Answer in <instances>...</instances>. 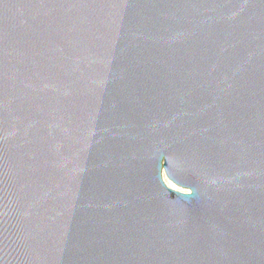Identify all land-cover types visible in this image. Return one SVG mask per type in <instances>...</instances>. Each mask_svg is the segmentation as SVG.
Returning a JSON list of instances; mask_svg holds the SVG:
<instances>
[{"label":"water","instance_id":"obj_1","mask_svg":"<svg viewBox=\"0 0 264 264\" xmlns=\"http://www.w3.org/2000/svg\"><path fill=\"white\" fill-rule=\"evenodd\" d=\"M0 264H264V0H0Z\"/></svg>","mask_w":264,"mask_h":264},{"label":"bare ground","instance_id":"obj_2","mask_svg":"<svg viewBox=\"0 0 264 264\" xmlns=\"http://www.w3.org/2000/svg\"><path fill=\"white\" fill-rule=\"evenodd\" d=\"M167 183H168L169 185L173 186V184H172V183H170L169 181H167Z\"/></svg>","mask_w":264,"mask_h":264}]
</instances>
